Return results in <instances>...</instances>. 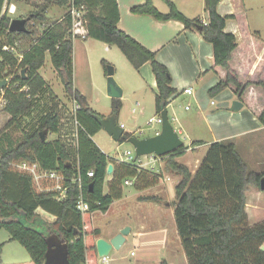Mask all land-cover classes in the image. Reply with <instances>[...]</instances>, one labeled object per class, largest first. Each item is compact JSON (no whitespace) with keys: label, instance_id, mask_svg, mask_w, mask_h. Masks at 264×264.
Listing matches in <instances>:
<instances>
[{"label":"trees","instance_id":"1","mask_svg":"<svg viewBox=\"0 0 264 264\" xmlns=\"http://www.w3.org/2000/svg\"><path fill=\"white\" fill-rule=\"evenodd\" d=\"M19 1L10 0L12 3ZM163 1L169 6L166 14L159 11L152 0H146L131 11L160 21L177 20L186 29L200 32L213 48L212 71L219 77L209 95L214 97L230 89L264 126V40L251 31L246 19H240L236 13L219 14L218 5L222 0H204L209 14L207 24L199 18L189 19L172 1ZM4 2L0 0V74L7 71V76L14 75L13 82L28 87V92L20 93L15 89L6 92L8 104L3 111L11 116L7 127L15 125L23 135L17 142L8 143V136L0 132V230H7L9 241L21 244L29 252L31 261L25 264L45 263L47 238L51 235H57L67 243L71 264H98L96 242L100 232L94 227L93 214L96 211L106 213L115 201L121 200L126 181H132L134 189L142 191L156 186L163 174L142 168L139 159L127 163L110 158L94 142L93 137L102 130L96 119L99 115L74 88L70 4L85 11L88 38L117 46L138 71L146 63L151 65L158 88L155 97L157 115L167 110L170 99L176 96L172 76L155 52L119 28L117 0H46L29 15L21 17L29 19L27 33L10 32L13 19L2 15ZM50 5L67 11L61 19L50 20L46 16ZM228 20L238 21L240 42L234 34L225 31ZM17 42L22 45L18 47L23 53L21 62L19 56L2 52L4 45L14 46ZM260 53H263L261 62L251 72ZM47 54L62 78L66 93L79 106L73 116L79 124L74 156L60 138L43 141L40 137L44 130L59 133L61 118L55 111L40 117L38 128L33 132L26 131L22 125V118L31 113L50 91L39 74ZM102 63L107 74L108 64L106 61ZM17 69L25 70V75L17 74ZM113 103V114L118 116L121 101L113 100ZM200 145L202 141H194L191 147ZM188 149L182 146L160 158L167 160L169 171L181 177L176 186L174 217L188 264H264V222L250 225L246 211L247 193L250 187L260 190L264 173L252 171L230 140L212 143L199 168L192 173L185 165L176 162V158ZM21 162L38 163L43 170L63 174L66 196L59 198V192L38 190L33 176L13 169L11 164ZM110 164L113 165L112 179L105 192ZM90 171H94L93 177L88 176ZM80 179L81 184L77 182ZM80 192L89 204L85 212L77 210ZM140 200L160 201V198ZM40 210L54 216L55 221H47L40 215Z\"/></svg>","mask_w":264,"mask_h":264},{"label":"rangeland","instance_id":"2","mask_svg":"<svg viewBox=\"0 0 264 264\" xmlns=\"http://www.w3.org/2000/svg\"><path fill=\"white\" fill-rule=\"evenodd\" d=\"M45 1L46 0H23V4H21L23 6L22 10L24 13H26L25 10H27L28 8L30 10H35L38 5H43V2ZM234 4L237 7L235 13L241 17L240 19H246L247 24L250 25V29L252 28L253 30H255L256 32L254 31V33H257V35H259V37L264 40V0H235ZM55 6H52L51 8L56 13V16L58 18H61L66 13L67 9L63 7L58 9ZM40 8L41 6H39V9ZM25 15H27V13ZM20 18V13L14 14V16H12V19ZM233 21H235L239 26L238 21ZM36 27H38V25ZM19 47H22V45L19 44ZM83 58H89V66L84 63ZM73 61H75L76 67V84H74V88L77 89L78 87L81 90L80 93L86 98L89 106L99 116H111L114 109L113 99L110 98L107 93V76L105 75V68L102 63V61H106L108 67L112 66L114 68V78L122 88L123 92L125 91V94L123 93V97L120 99V109L117 116L118 125H123L122 127L125 129V132L131 133L138 139L151 137L157 131L161 132L162 124L156 122L152 123L151 121L153 118H158L155 107L156 98L152 90L153 84L147 82L148 80H145L143 82L141 81L142 79H140L141 75L139 71L130 64V62L117 46L108 45L104 42L94 39L75 41ZM39 73L42 77L45 78L49 85H51L52 83L51 87H53L54 92L59 96L57 97L58 102H62V104H64L65 106L62 109L57 104H55L54 106V102H49L52 104V107H50L46 103L45 98H41L40 101H38L37 107L31 113L25 115L22 118V125L26 131L33 132L38 128L40 122L39 118L45 115L47 111L51 112L55 110L56 112H59V114L61 115L60 118L63 117L62 120H64L65 124L64 129L60 134L61 140L69 146L72 155L74 156L77 144L76 132L79 127V124L73 119L76 104L72 102L73 99L70 96L66 97V90L62 78L56 72L49 54H47L45 65L39 70ZM142 75L146 76V79H151L150 77H148L150 73L146 69L145 71H142ZM142 88L144 89V92ZM198 91L204 93L200 88L198 89ZM227 92L229 95H232L233 99V97L235 96L234 93L230 89H225L214 97L210 96L209 94H198V98L196 94L190 97L180 96L179 99H177L175 103L172 104L170 109L171 115L174 114V116L177 117L178 120H182L183 122L187 123L186 129H184V133L179 134V123L177 121H172L174 124V129L179 134L180 138L186 143L185 145L190 144V136L193 140H203L205 142H211L213 141L214 134H216L217 136L228 135L232 132L235 133L237 128H239V125H237V118L243 115V110L237 112L231 110L234 99L231 100L230 98H226L224 93ZM211 101H214L215 105H212ZM185 108H188L189 110H186ZM245 110L247 112L250 111L252 118L255 116V114L248 107H246ZM171 115L170 120L172 119ZM10 119L11 116L8 113H6L5 111H0V132L3 131V134L8 136V143H14L22 137L23 133L21 130L17 129L15 125L7 127ZM34 125L36 126L32 127ZM228 128H231L230 132L227 131ZM57 137L58 136H56L54 133H48L47 135L48 140L54 138L56 139ZM257 137L262 140L264 138V134H261ZM93 140L101 149V151L110 158L123 160L126 157V153L128 151L132 152L133 157H135V149L130 143L126 141L116 142L104 129L100 130L93 137ZM236 141L241 149L240 151L250 163L249 166L251 167V169H253L254 171L261 170L262 173H264V166H258V160L254 159L257 155L254 156V154H247V151L245 149L246 147H248L250 141H255L254 137L239 138ZM259 142L260 141H257L256 143L259 145ZM260 145H262V143H260ZM207 150L208 149L206 147H203L197 152V154L196 152L188 153L187 158H191L193 157V155L205 157ZM140 159L143 162L147 161L146 156H143ZM159 172L163 173L161 169L159 170ZM36 186L38 190H40L38 185ZM123 188L124 191H128L127 194L129 196L126 204H120V206L112 207L111 209L109 208L110 210L107 214H105V217H101L102 221H105V223L108 225L112 221H116L120 224L125 223L129 220L131 221V224L134 225L135 229L139 225H148L144 220V218H147L145 211L139 210L141 205L136 203V201L131 197V195L134 193V187L126 185L124 183ZM256 190L260 191L257 188ZM248 201L249 206L248 211H246L248 214L249 224L254 225L264 222V193H262V195L257 198L251 193V195H249L248 197ZM145 210L147 211V209ZM126 213H129V215L131 216H128ZM154 214L152 213V216H150L151 221L154 220L153 216H155V221L153 223H150V221H148L151 226L153 225L157 228L159 226L166 227L170 231V233L173 230L177 232L175 217L173 218L170 216H166L165 219H159V211H156ZM40 215L42 217L44 216L43 218H45L49 222L55 221V219L45 217L46 215L43 213H40ZM251 218L253 220L255 219V221L251 222ZM134 239L135 237L133 235L130 236L128 242L120 250H114L110 254V258H113L117 254L121 256L127 254L129 256L131 250L139 251L141 242L138 239ZM9 240L10 234L8 233V231L5 229L0 230L1 264L29 263L31 261L29 252L21 244L17 242H10ZM148 241H150L149 244L151 245L152 239ZM178 248L180 249V251L177 250ZM158 250L164 257H168L169 261H171V255L175 254L178 257L176 258L178 259L176 263L183 264L181 261L185 258V254L179 237H176V239L170 237L167 244ZM175 252H178L179 255H177ZM164 262L162 264H164ZM98 264H105L101 261L100 257L98 258Z\"/></svg>","mask_w":264,"mask_h":264},{"label":"crops","instance_id":"3","mask_svg":"<svg viewBox=\"0 0 264 264\" xmlns=\"http://www.w3.org/2000/svg\"><path fill=\"white\" fill-rule=\"evenodd\" d=\"M152 1L154 5L158 8V10L161 11L162 13L166 14L169 12V6L163 0H152ZM170 1H172L175 4V6L178 8V10L181 13H183L186 17H188L189 19L199 18L203 23L205 24L208 23L209 14L205 10L204 0H170ZM22 2L23 0L17 3L16 2L14 3L16 6V14L20 13L21 17L27 16L33 11L28 8L27 10H25L27 13V15H25L26 13H24L22 10V7H23L21 5L23 4ZM45 2L43 3L45 4ZM117 2L119 6V11H120V21L118 24L119 28L125 33H127L128 35H130L131 37H133L134 39H136L139 43H141L144 47H146L150 51L155 52L157 55V59L161 63L166 65V67L170 71V74L172 76V86L173 88L176 89V96L170 99L169 101V105L167 107L169 117L171 115L170 109H171L172 104H174L175 101L179 99L180 96L190 97L196 94L198 98L199 97L198 94H209L210 89L213 88L218 83L219 77L212 71L213 48L210 43L204 40L201 33L195 30L186 29L185 25L182 22L177 21V20L160 21L150 15L134 14L131 11L133 7L144 4L146 0H117ZM234 2L235 0H222L220 4L218 5L219 14H221L222 16L234 14L235 11L237 10V7L235 6ZM52 6H55V5H50L47 8L46 16L50 20H58L60 17L58 18L56 16V13L51 8ZM55 7L58 9L61 8L58 6H55ZM251 30L253 32L255 31L252 28ZM225 31L228 33L234 34L238 42L241 41L242 37L240 36V29H239L238 24L235 21L228 20ZM88 39H91V38L87 37L83 39L81 37H78L75 40H73V43H75V41H78V40L81 41V40H88ZM262 55L263 53H260L251 72L255 71L257 65L261 62ZM84 63L89 66V58H85ZM145 69L150 73L151 76L148 75V77H150L151 79H146L145 78L146 76L142 75V71H145ZM75 70H76V67H75V61H74V75H73L74 84H76ZM139 73L141 75L140 79H142L141 80L142 82L145 80H148L147 82H150L151 84H153L152 90L156 97V95L158 94V88H157L156 78L152 71L151 65L149 63H146L139 70ZM105 75L107 76V74ZM43 79L45 80L44 77ZM45 82L50 90L48 93H45L46 95L43 97L45 98L46 103L50 107H52L51 103L54 102L53 104L54 106L55 104H57L59 105L60 108L63 109L65 105L62 104V102L60 103L58 102L57 97L59 96L54 92L53 87H51L52 83L51 85H49L46 80ZM188 88L192 89L193 91L192 95L184 93V90ZM199 88L202 89L204 93H201L200 91H198ZM77 90L81 92V90L78 87H77ZM142 90L144 92L143 88ZM49 94H52L51 96H53L54 98L51 97ZM124 94H125V91H124ZM65 95L66 97L69 96L67 93ZM224 95L226 98H230L231 100L234 99V101L236 100V97L234 96L232 99V95L231 94L229 95L228 92L224 93ZM113 100H116V99H113ZM72 102H74V100ZM212 102L214 101H211V104ZM231 104H232V101H231ZM212 105H215V103ZM245 108L246 107L244 105L243 109H241L243 110L242 112L243 115L237 118V125H239V128H237L235 133L232 132V133H229L228 135H220V136H217L216 134H214L213 141L211 142H205L203 140H193L192 137L190 136V141H189L190 144L185 145L186 143L184 142V146L189 147V149L186 151L184 155L176 158V162L185 165L192 173H195L197 169L199 168L201 161L203 160L204 157L193 155V157L187 158L188 153L196 152L197 154V152L203 147H206L207 149H209V146L214 142L230 140L235 143V145L237 146L238 152L240 153L242 158L245 160V162L249 166L250 163L248 162L246 157H244L243 153L240 151L241 149L238 146V143L236 140L239 138H248V137L253 138L254 137L255 141H250L248 144V147H246L245 149L247 151V154H254V156L257 155L254 159L258 160V166H264V138L260 140V138L257 137L261 134H264V126L259 122L256 116L252 118L250 111L247 112L246 111L247 109L245 110ZM56 110H57V107H56ZM56 113L59 114V112H56ZM59 116L61 115L59 114ZM171 116H172L171 123L173 127H174V124L172 121H177L180 125L179 134L184 133V129H186L187 123L183 122L182 120H178V118L175 117L174 114H172ZM62 118L63 117H61L60 131L59 133L55 134L56 136H58L56 139H59V138L61 139L60 134L63 131L64 126H65L64 120H62ZM230 129L231 128H228L227 131L230 132ZM158 133L159 131H157L153 136H155ZM145 138H149V137H145ZM56 139L54 138V139H51L50 141L56 140ZM194 141H202V145L191 147ZM257 141H260L259 145L256 143ZM260 143H262V145H260ZM146 157H147L146 162H143L141 159H139L138 161L142 168L147 169V170H153L155 172L156 171L159 172V170L161 169L163 172L162 173L163 177L161 178L160 182L156 186L150 187L142 191H137L133 189L134 193L131 195V197L136 201V203L141 205L139 210L145 211L147 218H144V220L148 225H145V226L139 225L135 229L134 225H132L131 221L129 220L125 223H120V224L117 223L116 221H112L108 225L105 223V221H102L101 217H105V214H107L112 207L120 206V204L121 205L126 204V201L129 197L127 194L128 191H124L123 198L121 200L115 201L106 213L96 211L93 214L94 227L98 229L100 232L98 239L103 238L109 241L112 238H114L117 234H119L120 231L124 227L129 226L131 227L132 231H131V234L126 238L125 244L128 242L129 237L132 235L135 237V239H138L141 242V245H140L141 247L139 248V251L131 250L129 256L127 254L124 256L117 254L113 258H110L111 264H162L164 261L167 264H177L176 261L178 259L176 258L178 257L175 254L171 255L170 257L171 261H169V258L164 257L162 254H160L158 249H161V247H164L167 244L170 237L173 239H176V237H179L178 232L173 230L170 233V231L166 227L159 226L157 228L153 225L151 226L148 221H150V223L151 222L153 223L155 221V216H153L154 220L151 221V216H152L151 214L152 213L154 214L156 211H159V214H158L159 219H165L166 216H170L174 218L175 202H176V186L181 181V177L168 170L166 159H160V158L153 156L154 158H157L154 161L152 156H146ZM249 168L251 169L250 166ZM251 170L254 171L253 169ZM256 172L262 173L261 170L256 171ZM111 179H112V174L107 176V179L105 182V188H104L105 192L108 191V183ZM129 186H132V185H129ZM251 193L257 198L260 195H262L263 192L256 190L255 187L254 188L250 187L247 193V205H246L247 211H248V206H249L248 197L249 195H251ZM150 197L160 198V201L140 200V198H150ZM145 209H147V211ZM39 212L45 214L46 215L45 217H50L52 219H55L54 216L46 213L43 210H40ZM126 214L128 216H131L129 215V213H126ZM250 221L254 222L255 219L253 220L251 218ZM150 239H152L151 245L149 244L150 241H148ZM176 243H177V240H176ZM177 250L180 251L179 248ZM133 251L135 252V256L131 255ZM175 253L179 255L178 252H175ZM181 262L183 264L185 263L188 264L186 255H185V258Z\"/></svg>","mask_w":264,"mask_h":264},{"label":"water","instance_id":"4","mask_svg":"<svg viewBox=\"0 0 264 264\" xmlns=\"http://www.w3.org/2000/svg\"><path fill=\"white\" fill-rule=\"evenodd\" d=\"M29 19H13L10 24V32L12 33H27V22ZM201 29V28H200ZM115 70L109 66L107 71V93L112 99H121L123 97V90L114 78ZM25 75V70L22 71ZM5 82L0 80V88L4 87ZM244 104L239 100H235L232 105V110L237 112L243 109ZM162 129L161 132L153 137L138 139L134 136H128L125 129L118 125L116 114L108 117L96 116L97 121L100 123L101 128L104 129L116 142L126 141L130 143L135 149V160L143 156H155L163 158L180 147L184 146V141L180 138L179 134L174 129L168 111L165 110L161 113ZM48 131L40 132V137L46 141ZM70 163L67 162V166ZM113 172V165L108 166L107 174ZM260 190L264 193V177L260 181ZM131 227H124L119 234L111 240L103 238L97 239L96 247L98 256L108 257L113 250H120L126 242V238L131 234ZM48 250L46 252V259L44 264H71L69 261L68 245L57 235H51L47 238Z\"/></svg>","mask_w":264,"mask_h":264},{"label":"built area","instance_id":"5","mask_svg":"<svg viewBox=\"0 0 264 264\" xmlns=\"http://www.w3.org/2000/svg\"><path fill=\"white\" fill-rule=\"evenodd\" d=\"M69 12L72 17V26L70 33L72 35L73 40H75L78 37H81L83 39L87 38L88 35L87 25H86L87 23L84 18L85 11L83 10V8L77 9L76 7L72 6V4H70ZM14 14H16L15 4L10 2V0H5L2 15H6L12 18ZM18 47H19L18 42L15 43L14 46L4 45L2 47V52L11 53V54H15L16 56H19V62H21V60L23 59V53H22V49L19 50ZM1 60L2 59L0 58V61ZM16 72L19 75L22 74V72L19 71L18 69L16 70ZM0 80L5 82L4 87L0 88V111H3L8 104V101L6 99L7 90L15 89L18 92L23 93V92H28V87L21 86L19 82H13L14 75L7 76V71L0 74ZM184 93L192 95L193 91L192 89L188 88L184 90ZM212 104H214V102H212ZM78 108L79 106L76 105L75 111ZM151 121L152 123L156 122L162 124L161 115H159L157 119L153 118ZM152 158L154 161L157 159L154 158L153 156ZM134 160L135 157H133V153L128 151L126 153V157L121 161L130 163L133 162ZM11 165L13 169L19 170L24 173H28L29 175L33 176L36 185H38L41 191L52 190L55 192H59L60 193L59 198H64L66 196L67 188H65L64 186L65 177L60 172L43 170L38 163L21 162V163H13ZM88 176L93 177L94 171H90L88 173ZM77 182L81 184V179L78 180ZM126 185H132V181L130 180L126 181ZM76 206H77V210L81 212H85L89 209V204L85 201L82 192H80ZM131 255L135 256V252L133 251ZM101 261L105 264L110 263V256L102 257Z\"/></svg>","mask_w":264,"mask_h":264}]
</instances>
